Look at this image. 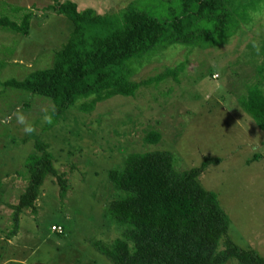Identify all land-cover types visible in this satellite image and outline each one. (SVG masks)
I'll return each mask as SVG.
<instances>
[{
	"label": "rangeland",
	"instance_id": "1",
	"mask_svg": "<svg viewBox=\"0 0 264 264\" xmlns=\"http://www.w3.org/2000/svg\"><path fill=\"white\" fill-rule=\"evenodd\" d=\"M59 1L74 2L78 10L91 8L98 14L117 13L131 2L151 15L165 14L178 6L176 0ZM51 3L0 0V15L19 21L22 13H32L26 36L0 28V264L11 263L5 262L7 259L19 262L27 258L33 264H111L95 245L120 237L104 213L115 194L107 173L120 167L130 153L142 151L171 153L180 172L199 166L206 157L220 158L201 172L198 183L216 194L229 218L228 239L241 248L251 242L256 249H263L264 131L240 108L237 98L254 75L249 50L257 47L264 35V10L242 37L230 38L217 48L177 45L161 49L138 66L133 76L129 74L131 80L139 81L182 64L177 78L171 75L156 86L143 87L134 97L116 95L87 111L80 109L81 104L90 100H79L47 125L50 101L38 97L29 101L24 93L17 99L18 93L3 82L49 67L53 54L69 37L71 23L63 15L48 11ZM16 7L24 10L14 14ZM25 101L31 108L21 111ZM36 118L41 126L35 124L34 129L47 130L42 138L50 143L66 190L61 195L57 179L47 177L34 210L20 214L18 232L8 249L1 239L11 228L12 207L27 185L14 171L23 169L35 142L28 134L30 140L24 143V134L17 127L26 129ZM150 128L161 135L157 144L143 142ZM59 225L62 233L52 229ZM257 253L264 258V249ZM225 264L238 263L230 260Z\"/></svg>",
	"mask_w": 264,
	"mask_h": 264
},
{
	"label": "trees",
	"instance_id": "2",
	"mask_svg": "<svg viewBox=\"0 0 264 264\" xmlns=\"http://www.w3.org/2000/svg\"><path fill=\"white\" fill-rule=\"evenodd\" d=\"M51 1L47 10L63 15L71 23L69 37L53 54L49 67L3 82V86L18 93L17 99L24 93L29 95V101L33 97L50 101L52 111L47 125L79 100H90L81 104L80 109L87 111L116 95L134 97L143 87L156 86L171 75L177 78L182 64L139 81L131 80L129 74L133 76L138 66L161 49L177 45L217 48L230 38L242 37L252 30L256 17L264 10V0H176L177 8L165 14L151 15L132 2L117 13L98 14L91 8L78 10L71 1ZM23 10L13 8L14 14ZM31 17V12H24L17 21L1 14L0 28L26 36ZM258 44L249 50L254 75L243 85L245 90L237 101L257 128L264 131V35ZM29 101L23 103L21 111L31 108ZM40 121L36 118L26 129L17 127L24 134V143L30 140L28 134L35 142L22 163L23 169L14 171L27 185L12 207L11 228L1 239L7 248L8 241L18 232L20 214L34 210L47 177L57 179L61 195L66 190L63 174L50 153V143L42 138L47 130L34 129L35 124L41 126ZM145 132L144 143L153 145L160 141L158 131L150 128ZM219 161L220 158L206 157L199 166L180 172L173 155L166 151L127 155L120 167L107 173L115 194L104 207L120 237L110 243L96 242L99 253L111 264H225L230 260L264 264L255 249L248 245L241 248L228 239L229 218L220 208L216 194L198 183L201 172ZM59 227L60 232L53 231L62 233L63 228Z\"/></svg>",
	"mask_w": 264,
	"mask_h": 264
},
{
	"label": "crops",
	"instance_id": "3",
	"mask_svg": "<svg viewBox=\"0 0 264 264\" xmlns=\"http://www.w3.org/2000/svg\"><path fill=\"white\" fill-rule=\"evenodd\" d=\"M13 238H14V237H13ZM13 238H12V239H13ZM253 238H254V236H253ZM253 238H252V239H253ZM261 239L263 240V238H261ZM11 243H12L11 240H9V241H8V244L11 245ZM249 246H250L251 248L255 249L257 252H262L263 249H264V248H263V249H262V248H260V249H256V248L253 246V244H251V242L249 243ZM28 257H29V256H28ZM8 261H9V259H8V260H5V262H8ZM14 261H15V259H14ZM19 263H21V264H25V263L33 264V263H29L28 258H27L25 261H24V260L19 261ZM3 264H4V263H3Z\"/></svg>",
	"mask_w": 264,
	"mask_h": 264
},
{
	"label": "built area",
	"instance_id": "4",
	"mask_svg": "<svg viewBox=\"0 0 264 264\" xmlns=\"http://www.w3.org/2000/svg\"><path fill=\"white\" fill-rule=\"evenodd\" d=\"M52 229L55 230L56 232H60L61 231V228L59 226L53 227Z\"/></svg>",
	"mask_w": 264,
	"mask_h": 264
},
{
	"label": "clouds",
	"instance_id": "5",
	"mask_svg": "<svg viewBox=\"0 0 264 264\" xmlns=\"http://www.w3.org/2000/svg\"><path fill=\"white\" fill-rule=\"evenodd\" d=\"M216 76V75H215ZM30 130V129H29Z\"/></svg>",
	"mask_w": 264,
	"mask_h": 264
}]
</instances>
